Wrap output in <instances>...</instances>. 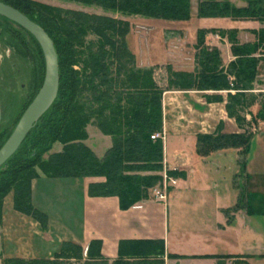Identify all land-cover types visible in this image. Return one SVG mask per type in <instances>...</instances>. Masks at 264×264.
Masks as SVG:
<instances>
[{"label":"trees","instance_id":"trees-1","mask_svg":"<svg viewBox=\"0 0 264 264\" xmlns=\"http://www.w3.org/2000/svg\"><path fill=\"white\" fill-rule=\"evenodd\" d=\"M22 11L38 23L53 39L59 59L60 85L49 110L34 125L19 149L0 168V218L7 193L13 192L14 207L47 224V215L34 207L31 183L39 173L53 177H104L91 183V196H117L127 209L149 198L150 190L162 186L164 149L162 138L152 139L163 130L162 95L164 90L149 67H138L129 49L127 36L131 25L109 14L51 6L34 0H1ZM96 6L125 16L141 15L165 20H189L191 0H65ZM200 17L257 18L264 21V0H254L245 8L227 1L203 0L198 5ZM214 31V30H213ZM212 30L200 29L195 45V69L174 71L168 65L169 89L236 90L228 94V113L241 123L235 106L241 105L244 91L253 89L264 64V29L255 32L256 40L240 43L235 29L219 30L231 43L236 57L227 70L221 51L206 43ZM89 34L96 40L87 41ZM0 41L21 59H33L30 83L32 98L39 91L45 70L42 48L35 36L20 24L0 14ZM233 77V79L231 78ZM264 119V102L260 110ZM20 116L14 119L17 121ZM4 113L2 122L6 118ZM95 124L112 137V147L100 159L84 141L87 127ZM9 126L0 128V149L8 138ZM55 143L63 149L48 154ZM250 136L245 134L199 135L198 152L236 147L242 155L248 150ZM141 172H152L142 175ZM154 172V173H153ZM159 172V173H157ZM181 172L167 170V179ZM241 206V204L239 205ZM250 213L259 212L248 208ZM261 212V211H260ZM168 257H179L169 254ZM166 264L163 239L123 240L118 257L109 260L102 253V241L93 239L87 251L78 243L66 241L53 258H7L3 264ZM240 264V263H239Z\"/></svg>","mask_w":264,"mask_h":264},{"label":"crops","instance_id":"crops-1","mask_svg":"<svg viewBox=\"0 0 264 264\" xmlns=\"http://www.w3.org/2000/svg\"><path fill=\"white\" fill-rule=\"evenodd\" d=\"M201 1L203 0H198V5ZM218 1H227L235 7L245 8L254 0ZM111 13L109 12V15ZM196 13L198 15V6ZM117 15L125 19L144 18L141 15L125 16L120 13ZM210 19H215L213 25L195 27L197 29L195 39L193 37L188 39L186 31L180 29L184 33L179 38L180 43L171 45L172 43L168 42L169 47H165V58L162 61L156 60L151 54H144L143 47L140 46L142 54L134 51L139 64L152 67L169 63L176 70L192 72L196 66L195 45L198 31L211 29L212 32L206 35V43L221 51L223 66L227 70L236 57L233 55L228 37L220 35L218 31L235 29L240 43L244 44L254 42L255 32L264 29V21L257 18L214 17ZM256 92L258 90L244 91L245 95ZM259 92L264 93V87ZM229 93L235 94L236 90H164L161 133L164 146V170L160 174L164 177L167 175V170L181 172L177 177L164 179L162 189L154 188L166 195L164 199L154 195L155 198L149 197L123 209L117 196L104 197L89 194L90 184L104 182V177H53L40 173L32 180L31 199L34 207L47 215L48 221L44 227L34 217L15 209L13 192L7 193L0 218V264H3L2 261L7 258H53L66 241L78 243L87 251L93 239L102 241V253L111 261L118 257L121 241L141 239H163L166 264H171L174 260H178L177 264H182L184 260L201 262L212 259L214 255L219 261L230 259L236 260L234 264H251V255L252 257L257 254L264 255V251L242 254L236 250L229 251L226 255L205 251L208 242H214L218 248L224 246L237 248L240 242L235 239L228 241L224 237L223 233L228 228L223 224L224 217H221L224 214V222L232 223V216L229 217L231 209L217 199L219 196L217 183L215 188L207 182L194 188L191 182L196 173L210 179L213 170L226 168L224 159V164L222 161L219 162L223 157L230 155L237 165L244 166L245 163L244 171L248 185L257 176L264 177V120H260L257 124L258 129L255 125L256 114L261 109L260 104L248 106L242 124L228 113ZM249 127L252 134L247 131ZM255 129L256 132L260 130L261 133L257 134L254 132ZM87 131L88 138L84 143L98 158L103 159L112 147V137L102 133L94 124H89ZM248 132L250 143L245 155H242L239 148L233 146L211 151L207 155H201L198 152L200 134L246 135ZM60 148L61 151L63 145ZM233 172L235 178L240 177L235 170ZM181 177H184V180H181ZM225 178L224 176L223 179ZM181 181H186V185L177 187ZM263 195L261 191H258L254 200L253 195L247 201L239 199L235 204L237 209L233 222L239 221L240 218L249 220L250 216H264V211L259 210L260 206H264ZM249 207L259 212L250 213ZM199 211L208 212L209 216L198 218L199 227L195 224L192 229L196 230H193V233L184 232L182 228L187 225L182 223L186 220L181 221L180 216L188 217L187 220L191 224L195 222V215ZM235 229L233 226L229 228L233 236L237 234ZM250 231L255 232V227H251ZM184 240H188L189 245L183 243ZM188 246H192L191 249ZM169 254L179 257H168Z\"/></svg>","mask_w":264,"mask_h":264},{"label":"rangeland","instance_id":"rangeland-1","mask_svg":"<svg viewBox=\"0 0 264 264\" xmlns=\"http://www.w3.org/2000/svg\"><path fill=\"white\" fill-rule=\"evenodd\" d=\"M34 1L48 4L51 6H58L65 9L83 11L89 14H102V15L109 14L108 11H105L102 8L96 6L84 5L73 1H65V0H34ZM191 3H192L191 5L192 11H191V18L189 20H165V19L150 18V17H144V18L131 17L129 19L128 18L125 19L117 15L119 13L110 14V16L112 17L129 21L131 28L127 36V42L129 49L132 51V53L135 56L136 65L138 67L152 68L154 71V79L158 84V86L163 90L172 87V85H170L168 81L169 78V70L167 69L168 65L171 66V68L174 71H179V70L174 69L173 65L169 63L152 66V67L142 66L139 64L134 51L141 53L140 46H142L143 47L142 52L144 54H151L152 56H154L156 60L162 61L165 58L164 49L166 46L169 47L168 42L172 43L171 45H173V43L176 44L180 43L179 38H181L182 35H184V33H182L180 29L186 31L185 33L188 39L192 37L193 39H195L197 33V29L195 28L196 26L197 27L210 26L213 25V23H215V19H210L214 17H200L199 15H197L196 12H197L198 0H191ZM90 40H96V36L89 34L87 37V41ZM32 60L33 59L27 60V58L26 59L19 58L14 54L12 48L6 46L2 41H0V100L2 107V116L4 113L7 116L4 119V121L1 122V125L3 124L4 127L9 126L6 133L8 135V138L10 137L15 127L17 126L23 113L29 106L28 105L25 107V104H27L25 102H28L32 98L34 93V91L31 92V88H30L31 86L30 83L33 75L32 69L34 64ZM45 70H46V62H45ZM45 70H44V77H45ZM263 87H264V64L259 66L258 77L256 81H254L253 83V89L258 90V92L245 95L243 99H241L242 104L235 106L236 111H238V114L240 117H242V119H244V115H245L244 113L248 108V106H251L253 104L254 105L260 104V107L262 108V103L264 102V93H260L259 91ZM32 100L30 101V103L32 102ZM19 113L20 116L16 121L14 118L17 115H19ZM260 117H262V114L260 113V111H258V113L256 114L255 125H257L260 122V120L261 121L264 120ZM251 127L247 128V131H250L252 134ZM256 129H258V125ZM256 129L254 130V132H256ZM256 133L259 134L261 132L259 130ZM246 135L250 136V133L248 132L246 133ZM8 138L6 139V141L8 140ZM61 145H62L61 143H55L51 151L48 154H46L45 157H48L49 154L57 152L58 150L60 151ZM223 159L225 160L226 168L222 167L218 171H216L217 169L213 170L212 171L213 175H211L210 179H208L207 176L201 177L200 174L196 173L195 178L191 182V186L194 188H198L199 185H201L202 183L205 184V182H207V183H211V187L212 185L214 187L216 186L217 183V188L219 191V196L217 199L220 200L221 203H223L224 205L228 206L229 209H231L229 213V217L232 216L231 217L232 223H228V221L224 222L225 221L224 214L221 217V218L224 217L223 224L228 228V230L224 231L223 233L224 237L228 241H232V239L238 240L240 244L238 245L237 248H231L228 246L218 248L215 246L214 242L212 243L208 242L205 251L212 254L225 253V255L228 254L229 251H236V250L240 251V253L242 254L248 252L254 253V252L264 251V216H254V217L250 216L249 220L251 221L247 220L246 218H240L239 221L236 222L235 220V222H233V218L235 217V210L237 209L235 207V204L239 199H243L247 201L250 200L251 195H253L252 197L254 200L258 191H261V193L264 194V177L257 176L252 180V182H250V185H248V182L246 181V173L244 171L245 163L243 162L244 166H241V164L237 165V162L235 160L232 161L230 155L220 159L219 163H221L222 161V164H224ZM36 169L39 174L43 173L39 168ZM234 170L236 173L240 175L239 178L238 177L235 178L233 172ZM151 173L141 172L142 175L151 174ZM224 176L226 177L225 179H223ZM181 180H184V177H181ZM179 185L180 186L186 185V181L179 182L177 187ZM157 188L162 189L161 186H157ZM154 190L155 189L150 190L149 197L155 198ZM259 210L264 211V206H260ZM170 214H172V211H170ZM195 216H196L195 222L191 224L187 220L188 217L186 218L184 215L180 216L181 221L186 220L184 223H182V225H187L186 227L182 228L184 229V232L190 231L191 233H193V230L194 231L196 230V229H192L194 225L196 224V226L199 227V222H197L198 218L209 216V213L208 212L203 213L199 211ZM232 226L236 228L235 230H237L236 236H233L232 231L229 230V228L231 229ZM251 227L252 228L255 227V232L250 231ZM183 243L189 245L188 240H184ZM191 247L192 246H188L189 249H191ZM211 258L212 259L209 260L207 259L202 260L201 262L184 260L181 263L182 264H214L215 262V264H224V263L234 264L236 262V260H230V259L225 261H221V260L219 261L216 255L212 256ZM250 258H251V262H250L251 264H264V255L257 254L255 257H252L251 255ZM177 262L178 260H174L171 262V264H177ZM73 264H84V262L74 261Z\"/></svg>","mask_w":264,"mask_h":264},{"label":"water","instance_id":"water-1","mask_svg":"<svg viewBox=\"0 0 264 264\" xmlns=\"http://www.w3.org/2000/svg\"><path fill=\"white\" fill-rule=\"evenodd\" d=\"M0 14L20 24L38 40L44 53L46 70L43 83L29 104L14 131L0 149V168L19 149L34 125L55 101L60 85L59 59L54 41L42 26L31 20L26 14L12 5L0 0ZM2 107L0 100V127Z\"/></svg>","mask_w":264,"mask_h":264},{"label":"built area","instance_id":"built-area-1","mask_svg":"<svg viewBox=\"0 0 264 264\" xmlns=\"http://www.w3.org/2000/svg\"><path fill=\"white\" fill-rule=\"evenodd\" d=\"M231 78L233 79V77H231ZM151 137H152V139H158V138H162L163 136H162L161 133H156V134L152 135ZM164 179H165V180L167 179V175L164 176ZM165 186H166V185H165ZM155 195H156L158 198H160V199H164V198H166V195L163 194V193H162L161 191H159V190H155Z\"/></svg>","mask_w":264,"mask_h":264}]
</instances>
